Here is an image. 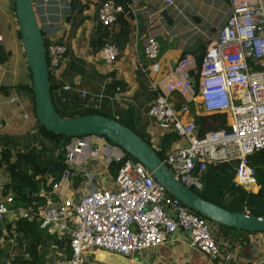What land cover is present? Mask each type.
I'll list each match as a JSON object with an SVG mask.
<instances>
[{"label": "crops", "instance_id": "1", "mask_svg": "<svg viewBox=\"0 0 264 264\" xmlns=\"http://www.w3.org/2000/svg\"><path fill=\"white\" fill-rule=\"evenodd\" d=\"M101 1L33 0L44 39L48 42L60 40L66 46L63 65L52 80L54 104L63 112L80 109L83 99L78 90L85 89L100 101L99 110L116 119L131 120L134 128L158 149L162 146L163 135L169 131L148 116L147 108L164 88L165 77L174 76L178 60L191 55L198 65L201 53L217 38L219 28L229 14L230 0H173V5L168 6L162 0H121L126 6L133 7L127 8L132 31L111 66L103 63L93 48V43L98 42L95 39L100 31L98 28L105 29L96 16ZM135 8L138 11L135 12ZM164 8L168 10L171 23L160 14ZM120 27L117 22L107 28L111 38ZM0 34L3 36L0 48V201L8 195L14 197L11 211L0 224V264H68L71 257L68 236L60 238L42 228L38 229V235H29L17 229L18 223L24 218L26 207L36 209L66 202L73 207L90 186L85 183L83 171L94 173L91 182L94 187L113 189L116 176L109 168L111 155L101 145L93 147L96 155L74 166L69 181H60L63 168H50L58 158L60 148L55 138L43 132L34 114L31 71L22 49L14 0H0ZM149 35L159 43L161 70L158 73L151 70V61L143 52ZM122 36L125 35L122 33ZM103 40L110 39L103 37ZM191 71L195 74L196 68ZM151 83L157 90H152ZM64 86L70 89H63ZM197 87L187 97L178 92L168 96L184 121H195L196 116L206 114ZM12 97L14 101H10ZM184 106L188 107L187 112H182ZM180 144L177 140L168 151ZM110 145V153L115 154L117 147ZM20 153L31 154L40 167L47 169L46 173L35 176L37 186L33 188L29 184L9 187L12 182L9 164ZM55 181L60 184L52 188ZM200 181L203 185L202 179ZM16 190H20L18 194ZM213 231L222 233L218 226H214ZM37 238L39 243L35 246ZM218 242L233 250L238 264H264V232L237 229L229 233L228 241L221 238ZM96 252L85 253L83 264H114L98 258ZM129 260L135 264H222L219 258L192 249L189 234L184 229L169 242L136 253Z\"/></svg>", "mask_w": 264, "mask_h": 264}, {"label": "built area", "instance_id": "2", "mask_svg": "<svg viewBox=\"0 0 264 264\" xmlns=\"http://www.w3.org/2000/svg\"><path fill=\"white\" fill-rule=\"evenodd\" d=\"M162 1L167 6L173 5V0ZM122 11L123 5L116 0H104L97 8V21L103 27L112 28ZM2 44L0 34V48ZM46 51L49 74L57 76L65 60L66 46L50 44ZM143 52L151 61V70L158 73L160 49L153 35L146 38ZM96 53L103 63L111 66L120 50L109 40ZM192 68H196L204 112L227 113L228 129L210 130L200 136L196 122L184 121L173 108L168 99L172 93L186 97L194 93L189 74ZM165 78L166 84L149 104L147 114L161 128L186 140L162 158L169 170L188 187L202 189L200 179L208 164L236 161L235 184L256 192L259 189L256 172L248 159L264 148V0H230L229 14L217 38L206 48L200 64L196 65L191 55L184 56L177 61L174 76ZM151 86L157 90L156 85L151 83ZM78 94L83 99V109L101 108L100 101L89 91L81 89ZM187 111L188 107L184 106L182 112ZM99 145L111 155L108 163L122 162L113 189L94 187L91 183L94 173L83 171L85 183L90 186L73 207L69 202L36 209L26 207L22 216L25 220L37 221L48 233L60 238L68 236L71 250L68 264H82L84 254L92 250L131 258L169 242L180 229L188 232L192 249L219 258L222 264H238L233 250L217 241L208 220L170 195L141 162L122 148L115 145L117 151L111 154L112 146L102 135L69 137L60 181H69L74 166L95 156L92 148ZM59 184L55 181L51 187L57 188ZM13 202L12 195L0 201V224L11 211Z\"/></svg>", "mask_w": 264, "mask_h": 264}, {"label": "water", "instance_id": "3", "mask_svg": "<svg viewBox=\"0 0 264 264\" xmlns=\"http://www.w3.org/2000/svg\"><path fill=\"white\" fill-rule=\"evenodd\" d=\"M15 14L21 36L23 53L31 71L32 90L35 102V114L39 123L49 131L63 135V142L73 136L97 134L122 148L132 158L141 162L154 178L165 186L170 195L178 198L185 206L208 221L249 232H264V215L229 209L204 199L193 188L177 179L162 161L157 151L142 136L118 120L98 113L61 116L54 104L50 88L45 39L38 22L33 0H14ZM160 14L168 22L172 19L166 8ZM190 81L197 87V78L190 71ZM235 192L224 197L228 205ZM98 258L114 264H135L121 255L108 251H97Z\"/></svg>", "mask_w": 264, "mask_h": 264}, {"label": "trees", "instance_id": "4", "mask_svg": "<svg viewBox=\"0 0 264 264\" xmlns=\"http://www.w3.org/2000/svg\"><path fill=\"white\" fill-rule=\"evenodd\" d=\"M116 2L118 4L123 5V11L119 13L118 18H117V22L121 24L120 30L117 32L116 35H112V38H111L110 30H108L105 27V29L104 30L102 29L101 31V29L98 28V31L99 30L100 31H99L98 36L95 38L97 39L98 42H95V44L93 43V48L95 52L106 43V40H103V37L109 38L110 41H113L114 43H116L120 49H123L127 41L126 36L130 34L132 31L131 26H130V23H131L130 18L127 17V15L130 14L129 10L127 9L128 6H126V4H123L121 0H116ZM122 33L125 36H122ZM56 43L63 44V42H61L60 40L59 41L54 40L52 42H48L45 39L46 48H48L50 44H56ZM204 52L205 50L201 53V56L198 58V65L200 64V61L202 59ZM52 80H53V76L50 75L51 92L53 91ZM30 91L33 95L32 86L30 87ZM33 98H34V95H33ZM103 112L104 111L102 110L83 109V108L79 109L78 108L77 110H73L70 112H62L63 115L61 116L74 117L78 115L91 114V113H98L101 115L108 116L107 114H104ZM34 114H35V107H34ZM116 120L127 125L125 122H123L120 119H116ZM195 122L199 126L198 128L199 135L202 136L207 131H210V130H216L220 128L228 129L229 118H228L227 113L202 114V115H198L195 117ZM40 126L46 135H49L55 138V141L57 142L60 148L59 156L54 161V164L50 168H60V169L63 168L65 165L64 162H65L66 145H67L69 138H67L63 142L62 141L64 138L63 135L49 131L42 125ZM140 136L142 135L140 134ZM144 139L151 145L150 141L147 138H144ZM177 140H179V137L177 135L171 132H167V134L163 135L162 137V140H161L162 146L158 149L155 148V150L157 151L159 156L163 158L164 155L168 152V149L171 147V145ZM7 157H8V154L5 152V158ZM248 162H249V165L253 167L256 172V179L259 185V189L256 192L247 191L243 189L242 187L235 184L233 179H234V175H235L236 168H237L236 161L224 162V163H219V164H208L206 170L201 176L202 182H203L202 189H198V190H195V188L193 189L196 192H198L204 199L217 203L229 209L230 211L248 212L250 214L257 215V216L264 215V148L251 154L249 156ZM121 165H122L121 161H112L109 164V168L115 176L117 175ZM9 169L12 173V182H11V185H9V187L11 188L16 187L18 185H27V184H29L32 188L34 186H37V183H35L34 181L35 176L42 174V173H46V170H47L46 168L40 167L34 161L32 155L29 153L18 154L17 159L14 162H10ZM30 170H32V172H29ZM17 191L18 190H16V192ZM19 191L17 192V194L19 193ZM231 191L235 192V194L232 196L230 203L226 205L224 203V197ZM209 222L212 226V230L214 226H218L222 229L221 234H216L215 238L217 239V241L218 240L220 241L221 238H223L224 241H228L229 233L237 230L233 227L221 225L213 221H209ZM39 228L41 229L37 221H28L23 218L18 223L17 229L22 230L29 235L31 234L38 235ZM245 232H249V231H245ZM37 241H38V238L34 243L35 246L39 243Z\"/></svg>", "mask_w": 264, "mask_h": 264}, {"label": "rangeland", "instance_id": "5", "mask_svg": "<svg viewBox=\"0 0 264 264\" xmlns=\"http://www.w3.org/2000/svg\"><path fill=\"white\" fill-rule=\"evenodd\" d=\"M57 110H58V112L60 113V115H63L62 114V110H59L58 108H57ZM104 114H109V113H106V112H103ZM120 120H122L123 122H125L126 124H127V126H129L132 130H134L137 134H139L140 135V131L139 130H136L135 128H134V124L132 123V121L131 120H126V119H120ZM109 141V140H108ZM110 143H112L111 141H109ZM179 142L181 143V144H185L186 143V140L184 139V138H179ZM114 146H115V144L114 143H112ZM152 145V144H151ZM117 146V145H116ZM153 146V145H152ZM202 179V178H201ZM200 179V180H201ZM195 190H198V189H196L195 188ZM213 235L216 237V234L214 233V231H213ZM83 261H84V258H83ZM83 264V263H82Z\"/></svg>", "mask_w": 264, "mask_h": 264}]
</instances>
